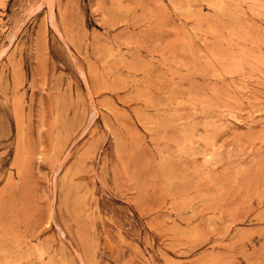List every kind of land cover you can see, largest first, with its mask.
<instances>
[{
  "label": "rangeland",
  "instance_id": "374dc122",
  "mask_svg": "<svg viewBox=\"0 0 264 264\" xmlns=\"http://www.w3.org/2000/svg\"><path fill=\"white\" fill-rule=\"evenodd\" d=\"M0 264H264V0H0Z\"/></svg>",
  "mask_w": 264,
  "mask_h": 264
},
{
  "label": "bare ground",
  "instance_id": "6f19581e",
  "mask_svg": "<svg viewBox=\"0 0 264 264\" xmlns=\"http://www.w3.org/2000/svg\"><path fill=\"white\" fill-rule=\"evenodd\" d=\"M212 5V4H211ZM179 9V8H178ZM192 13V12H191Z\"/></svg>",
  "mask_w": 264,
  "mask_h": 264
}]
</instances>
